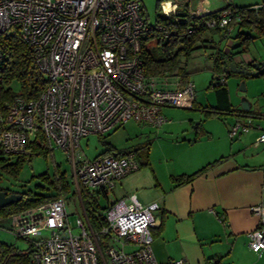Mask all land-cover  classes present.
I'll return each mask as SVG.
<instances>
[{
	"label": "built area",
	"instance_id": "built-area-1",
	"mask_svg": "<svg viewBox=\"0 0 264 264\" xmlns=\"http://www.w3.org/2000/svg\"><path fill=\"white\" fill-rule=\"evenodd\" d=\"M142 10L140 0H0V36H18L46 79L35 98L16 93L4 78L6 57L0 43V157L23 153L39 130L50 147L66 153L79 198L80 189L91 196H109L96 223L82 206L83 217L76 216L70 224L64 197L20 210L9 228L13 234H40L41 218L48 231L29 239L27 264H158L150 231L156 205L143 204L134 193L110 197L115 181L137 170L134 151L88 158L79 150L80 138L87 134L101 135L129 119L158 126L166 121L163 105L192 106L195 89L190 80L168 88L160 85L164 76L145 74L142 41L150 25ZM182 10L188 18L213 11L207 0L160 2L166 17ZM234 12L224 7L207 24L224 27ZM9 87L14 93L6 98ZM253 127L259 129L254 143H264V128L248 117L230 123L228 134L234 138ZM249 208L259 223L245 233L247 245L259 255L264 251V201Z\"/></svg>",
	"mask_w": 264,
	"mask_h": 264
},
{
	"label": "crops",
	"instance_id": "crops-1",
	"mask_svg": "<svg viewBox=\"0 0 264 264\" xmlns=\"http://www.w3.org/2000/svg\"><path fill=\"white\" fill-rule=\"evenodd\" d=\"M249 62L236 63L248 66ZM228 97L231 111L217 116L223 121L218 126H205L203 121L211 116L200 111L192 131L194 138L187 141L194 149L184 161L178 158V165H169L172 170L159 173L149 151L148 163L121 178L127 184L122 197L134 193L143 204L156 205L150 231L158 264L176 260H182L180 264H264V251L254 253L245 235L259 223L258 215L249 207L264 201V157L260 155L264 143H254L259 132L256 127L234 138L229 136L226 116L237 119L241 113L240 108L233 107L229 90ZM248 110L247 115H260ZM250 144L253 151L248 153ZM208 163L189 182L177 184L172 180V176L192 173Z\"/></svg>",
	"mask_w": 264,
	"mask_h": 264
},
{
	"label": "rangeland",
	"instance_id": "rangeland-1",
	"mask_svg": "<svg viewBox=\"0 0 264 264\" xmlns=\"http://www.w3.org/2000/svg\"><path fill=\"white\" fill-rule=\"evenodd\" d=\"M162 1L164 0H140L143 9L142 15L147 19L149 24L154 23L156 12ZM229 2L232 5L247 6L260 5L264 3V0H229ZM192 4H194V1ZM226 4L227 0H207V7L211 8V10L222 8ZM242 30L250 34L251 38L248 42L247 50L242 53L233 54L232 61L249 62L252 59L264 61V32H260L256 27L249 28L247 26H243ZM166 36L167 34L164 33V42ZM205 37L207 40L212 38L213 42H218L217 33L212 34V36L207 33ZM220 42L221 45L225 44L222 43L223 40ZM232 44L233 39H228L225 45L228 47ZM212 45L211 41H206L204 46L191 50L187 55L182 53L178 56V66L187 72L188 80L194 84L195 99L192 108L163 105L161 113L166 121L158 126L139 123L129 119L122 125L101 135L87 134L80 138V152L84 156L92 158L107 148L113 147L119 153L126 150H136L139 159H142L147 149H149L154 161V167L159 173L162 171L163 174L173 169L169 165L179 164L178 158L184 161L189 157L194 148L190 149L187 141L194 138L192 131H194L193 127L197 122L200 111H203L204 106H206L205 110L216 111L214 108H211V106H215L216 102L215 91L210 82L213 76H217V73L214 75L213 72L214 59L211 55L214 48ZM149 47L154 55H159V47L155 45L154 40L149 42ZM249 68L254 75L246 76L230 72L226 79L227 85H225L228 87L230 100L234 108H241L242 102H246L252 112H259L260 114L259 116L252 114L240 115L238 116L240 120L248 117L255 126L260 125L264 127V74H258V71L264 67L256 69L250 66ZM173 80V77L166 78L164 76L160 79V85L168 88L175 87ZM241 84H244V90L239 88ZM12 87L17 90V83H12ZM216 115L211 114V118H205L203 121L204 125L209 126L214 124L218 126L220 123H223ZM226 117L228 123H232L235 120L233 116ZM252 149V144H250L246 152L250 153L253 151ZM195 150L197 151V149ZM260 155L264 157V152H261ZM16 157L17 155H13L7 161H14ZM166 157H172L171 160L173 161L169 160L167 163H164L162 160ZM56 165L59 170H65L68 174L71 171V164L66 153L61 148L53 145L52 149L46 154H33L30 159L23 160L17 178L2 172L0 169V188L14 190L21 194L25 193L26 197L49 191L50 183L47 179L42 178V174L46 173L49 179H52ZM124 180L118 179L115 181V186L110 193V197L121 198L122 192L127 191V187L125 186L127 184ZM71 186L76 191L75 184L71 183ZM64 200L68 220L73 225L76 216L80 215L83 217L80 198L77 192H75L73 194H65ZM98 202L103 206L106 204V199L103 196H99ZM19 211L6 215L2 212L0 213V240L13 243L23 249L28 246L29 239L46 236L48 231L43 228L44 218H41L38 223V226L41 228L40 234L32 233L28 238H21L12 234L9 228L13 223V219L19 216ZM74 230L76 231V229Z\"/></svg>",
	"mask_w": 264,
	"mask_h": 264
},
{
	"label": "trees",
	"instance_id": "trees-1",
	"mask_svg": "<svg viewBox=\"0 0 264 264\" xmlns=\"http://www.w3.org/2000/svg\"><path fill=\"white\" fill-rule=\"evenodd\" d=\"M224 7H232L236 10L233 14V18L224 27H219L216 24L214 26H209L207 22L211 19H216L218 13ZM224 7L215 9L200 17L188 18V15L184 10L166 17L160 11L159 6L153 24H149L147 19H145V22L150 25V28L142 41V58L145 74L152 76H166V78L173 77V83H176L177 87L183 86L188 81L187 72L182 69V67L178 66V56L182 53L187 55L191 50L204 46L206 41H211L213 43L212 46L214 51L211 57L214 59L213 72L214 75L217 73V76H213L210 82V85L215 91L216 99L215 106H211V108H214L216 111L209 109L205 110L206 106H204L203 111L206 116L217 114L216 116L219 117L222 111L231 109L228 90L225 85L226 79L230 74L229 62L232 61L233 54L242 53L247 50V45L251 38L250 34L242 30V27H256L260 32H264V3L260 5L237 6L232 5L228 0ZM181 19H186V21H181ZM229 27H231L232 32L228 34L227 31ZM164 33L167 34L165 42L163 40ZM207 33L210 34V36L217 33L218 42H213L212 38L207 40L205 37ZM227 39H233V44L228 46L227 51L224 52L223 49L226 45H219V43L222 40V43H225ZM153 40L155 41V45H158L159 47L158 56L154 55L149 47V42ZM0 43L6 57L3 72L7 84L12 85V83H17L18 89L16 90V93L25 99L37 97L42 91L46 79L38 71L26 44H24V42H22L16 35L0 36ZM253 62L254 60L252 59L246 67L249 68ZM258 74H264V68L259 70ZM250 75L254 74L251 72ZM221 77H225L224 83L220 82ZM12 93H14V91H12V87H9L5 91V97L9 98L12 96ZM192 107L193 103L190 108ZM248 111L249 110H242L241 108L238 110L241 115H247L246 113ZM51 149L52 147L48 145L44 135L41 131L37 130L35 136L29 140L26 150L17 155L14 161H7V159L12 157H0V169L2 172L17 178L23 160L30 159L33 154H46ZM110 152L117 151L113 147H109L97 155ZM134 153L138 162L137 169L143 164L148 163L149 149H147V152L142 159H139L136 150ZM209 164L210 163L202 166L192 173H182L172 176V180L177 184L189 182ZM42 178L47 179L50 183L49 191L35 194L31 197H26L25 193H22V197L19 200L6 205L5 207H0V213L2 212L6 215L14 211L47 202L56 197H64L65 194H73L76 192L71 186V183H73L71 173L69 172L68 174L65 170H59L57 165L55 166V172L52 179H49V176H47L46 173L42 174ZM0 189H3L8 193H19L7 188ZM103 197L106 199L107 204L109 196L103 195ZM80 202L92 223H94V220L96 223V215L99 214L102 216L104 208L106 207V204L103 206L99 204L97 196L89 195L84 189H80ZM30 253V242L26 248L21 249L13 243L0 240V264H27L30 260Z\"/></svg>",
	"mask_w": 264,
	"mask_h": 264
},
{
	"label": "water",
	"instance_id": "water-1",
	"mask_svg": "<svg viewBox=\"0 0 264 264\" xmlns=\"http://www.w3.org/2000/svg\"><path fill=\"white\" fill-rule=\"evenodd\" d=\"M251 66L256 69H261L262 67H264V61H255L251 64ZM229 71L233 73L243 74L246 76L251 74L250 68L243 65H239L233 61L229 62ZM239 88L241 90H244L245 89L244 84H241ZM241 109L245 111L249 109L246 102H242ZM21 197H22L21 193L10 192L9 194H7V191L0 189V207H5L6 205L19 200Z\"/></svg>",
	"mask_w": 264,
	"mask_h": 264
},
{
	"label": "flooded vegetation",
	"instance_id": "flooded-vegetation-1",
	"mask_svg": "<svg viewBox=\"0 0 264 264\" xmlns=\"http://www.w3.org/2000/svg\"><path fill=\"white\" fill-rule=\"evenodd\" d=\"M7 194H9V193L7 192Z\"/></svg>",
	"mask_w": 264,
	"mask_h": 264
},
{
	"label": "bare ground",
	"instance_id": "bare-ground-1",
	"mask_svg": "<svg viewBox=\"0 0 264 264\" xmlns=\"http://www.w3.org/2000/svg\"><path fill=\"white\" fill-rule=\"evenodd\" d=\"M166 6V5H165Z\"/></svg>",
	"mask_w": 264,
	"mask_h": 264
}]
</instances>
